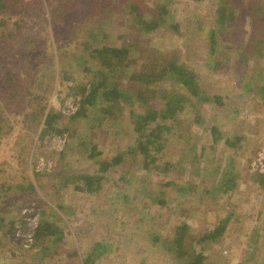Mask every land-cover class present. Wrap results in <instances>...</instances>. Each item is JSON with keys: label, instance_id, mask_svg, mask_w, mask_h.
<instances>
[{"label": "rangeland", "instance_id": "374dc122", "mask_svg": "<svg viewBox=\"0 0 264 264\" xmlns=\"http://www.w3.org/2000/svg\"><path fill=\"white\" fill-rule=\"evenodd\" d=\"M39 1L45 2L46 9L41 12L36 6L30 14L35 18L31 25L26 20L23 28L18 27L10 12L5 14L7 18L12 15L7 24L0 23V112L9 121L18 119L12 126L24 118L26 95L33 98L47 87L45 84L39 89L32 79L36 76L48 82L47 72H53V67L46 72L40 71L43 65L39 70L37 66L42 61L53 63L56 42L61 39L82 50L79 43L88 29L94 31L89 37L94 45H120L133 38L164 52H175L195 73L200 95L211 96V100L198 102L190 96L198 105L193 109L186 105L176 121L184 132L172 129L166 133L163 149L154 153V160L146 167L142 154L132 156L137 134L131 109L143 107H131L123 100L124 110L102 125L96 122L95 112L71 118L78 113L73 92L86 94L82 84L88 76L84 68H93L96 61L89 58L84 64L69 60L71 66L64 71L55 56L57 67L47 109L59 103L67 116L68 131L54 138L48 136L43 142H38L36 133L27 161L34 190L25 188L23 192L19 183L11 188L13 182L0 174V215L8 207L19 209L24 200L33 202L28 208L39 212L41 222L47 221L62 234L59 230L49 235L37 230L32 243L25 245L18 239L21 234L4 237L0 230V264H181L184 260L168 250L167 244L182 224L190 226L195 237L192 245L205 255L204 264H264V178L250 169V161L264 149V92L260 89L264 83V45L260 52H248L244 60L239 55L241 41L251 47V33L263 37V25L254 28L242 22L231 32L230 27L217 22V0H140L147 14L157 13L158 3L169 8L166 23L142 35L128 11V0H70L85 16L79 18L85 29L78 38L79 29L72 32L71 27L79 21L72 17L73 11L68 17L64 12L69 0ZM39 13L44 14L43 19L37 17ZM194 20L202 27L190 32ZM214 27L226 31L211 45L208 31ZM7 30L17 33L9 37L4 34ZM8 69L14 78L11 81L5 80ZM134 69L132 62L117 66L109 84L115 82L120 91L133 93L136 88L128 84ZM74 84H79L77 89L71 88ZM167 85L170 91H185L174 79ZM164 102L159 96L154 99L157 106ZM93 108L98 111L100 103ZM5 137L6 133L1 140ZM81 138L85 146L80 144ZM94 145L99 153L91 158ZM120 153L125 154L121 165L100 168L101 160ZM82 173L101 176L92 192L75 188L83 185L77 179ZM172 179L175 183L168 184ZM160 197L165 204L158 202ZM225 218L228 222L218 240L199 241Z\"/></svg>", "mask_w": 264, "mask_h": 264}, {"label": "trees", "instance_id": "16d2710c", "mask_svg": "<svg viewBox=\"0 0 264 264\" xmlns=\"http://www.w3.org/2000/svg\"><path fill=\"white\" fill-rule=\"evenodd\" d=\"M128 11L133 14L135 26L139 30L140 34H150L153 33L158 27L166 23L165 16L169 13V8L166 3H158L156 6L157 13L147 14L142 10V3L139 0H128ZM170 1V0H169ZM49 2V0L47 1ZM72 3L69 0L68 5H64V12L68 13L73 11V18L77 19L79 25L71 27L72 32L79 29L78 38L80 35H84V40L79 43V47H72V44H69V40H60L56 42V55L48 62L42 61L38 65V70L43 65L44 67L40 68L46 71L53 67L51 71L47 74L49 75L48 82L43 79H38L36 76L32 79V83L35 80V84L38 85V88L41 89L46 84L47 87L44 89L40 95H35L31 98L29 95H26L29 99L24 104V118L16 125L12 126L11 124L18 119L9 121L6 117H2L0 112V146L3 144L5 148H0V174H5L7 179H9L14 187L15 183H19V189L21 188L23 192L25 188H31L34 190L35 184L30 179L29 169H28V156L30 148L34 143V137L38 136V142H43L48 136V138H54L59 135L65 134L68 131L66 127V114H63L62 109L58 107V104L48 107L49 100V88L53 86L51 83L54 81V70L57 67L55 62V56L59 63L60 70H64L71 66L69 60L76 59L78 62L80 60L85 64L89 58H95L96 65L93 68H84L88 79L83 83L86 94L79 93L77 90L73 92V97L75 102L78 105V113L71 118H77L78 114H84L89 116L90 112H95L97 114L96 122L98 125L104 124L106 120L115 118L118 111L124 110L125 106L122 101L128 102L131 107L139 106L143 107L142 109H131V117L133 120V125L136 136V146L134 147V152L132 156H137L138 153L144 156V164L147 167L151 161L154 160V153H158L163 149L165 142L168 140L166 133L170 132L172 129L180 131L183 133V128L179 127L177 124V116L180 111L188 107L195 108L198 102H207L211 100V96L208 98L206 95H200V88L198 80L196 79L195 73L190 71L185 63H182L179 57L175 52L163 51L158 47L148 46L147 41L142 44L137 39L134 40H124L120 45H111V44H101L94 45L93 41L89 40V37L94 34L93 30L88 29L84 31L85 27L83 26V19H79L80 16L84 18L83 12L80 9L75 10L72 6ZM218 7V21L222 22V25H227L230 27V31L233 32L232 28L236 27L237 24L251 23L254 28H260L263 25L264 28V0H217ZM52 6V3L50 1ZM45 2L37 1L30 2L29 0H0V23L5 26L8 19L12 18L10 15L8 18L5 14L11 13L15 15L16 24L18 27L23 28L26 20L30 22L35 21V18L31 17V12L35 11L36 6H39L41 12H45L46 7H44ZM63 6V4H62ZM38 8V7H37ZM54 6V12L57 15V10ZM75 10V11H74ZM17 14H15V13ZM19 13V14H18ZM55 15V20H57ZM37 17L44 18L43 15ZM87 19V18H86ZM37 20V19H36ZM47 22L46 19H44ZM240 22V23H239ZM41 24V22H39ZM242 23V24H243ZM58 24V23H57ZM261 24V25H260ZM48 26V23H46ZM242 26V25H241ZM176 29H179L178 25H175ZM202 27L201 22L197 20L192 21L190 27V32L199 30ZM243 27H245L243 25ZM59 28V24H58ZM220 28V29H219ZM214 27L208 31L210 37L211 45H215L217 37L220 34H223L226 30L223 31L221 27ZM17 30V27H15ZM247 32L249 29H247ZM59 30V29H58ZM61 31V29H60ZM59 31V34H60ZM83 32L80 34V32ZM14 31L7 30L4 34H7L9 37H12ZM88 36L86 37V34ZM253 35V36H252ZM255 34L251 33L249 37L251 39V47L247 46L245 41H241L239 55L242 60L243 57L247 56L248 52L258 51L263 49L264 45V33L263 37L258 38L254 36ZM3 33H0V39L2 38ZM142 41L141 38L136 37ZM55 62V63H54ZM135 64V69L131 76L129 77V86L136 88L134 92L120 91L115 82H108L109 78L113 79L114 71L119 65H127L130 63ZM67 66V67H66ZM246 69L243 70V73ZM31 72L34 74V71L31 67ZM11 71L7 70V76L5 80L11 81ZM67 75H65L66 77ZM67 78H70L69 76ZM174 79L177 85L185 91H170L167 83ZM37 82V83H36ZM30 83V81H29ZM31 84V83H30ZM79 84H74L71 86L72 89L78 88ZM262 92H264V83L261 85ZM13 87L12 89H14ZM11 91V90H10ZM84 91V90H83ZM133 96H132V95ZM10 95L15 99L16 95L11 91ZM156 96H159L160 99L165 100L161 106H157L154 103ZM190 96L197 98V101L192 100ZM25 99V96L23 95ZM137 100L138 103L133 101ZM215 100H221L219 96H214ZM64 102V101H62ZM100 103L101 108L96 111L92 109V105ZM2 111V109H0ZM117 117V116H116ZM42 125V126H41ZM67 128V129H66ZM178 128V129H177ZM213 132H216V128H212ZM6 133L5 140H1L2 135ZM37 133V134H36ZM82 139V140H81ZM80 139V144L85 146V140ZM228 144L233 145L229 139H226ZM132 150V148H131ZM99 153L96 150V145L90 149V157L93 158L96 154ZM124 153L116 155L112 159H103L99 162L101 169H109L111 167L119 166L124 161ZM38 174V173H37ZM264 178V175H261ZM77 179L82 181V186L76 185L77 190H87L92 192L95 188V185H99L102 178L99 175L94 176L90 173H82L77 176ZM262 181V180H261ZM26 182V183H24ZM175 181L169 180L168 184H174ZM264 184V179L262 181ZM11 184L8 186L10 187ZM27 184V185H26ZM178 184H176L177 186ZM185 186V185H184ZM39 198V196H38ZM4 201V200H3ZM158 202L165 204L166 201L160 197ZM33 202L22 201L20 208L8 207L3 210L2 215H0V230L3 231V236L7 237L10 234L15 235L20 231L28 230L27 220L28 214L22 212L23 209H29L28 207L33 205ZM35 208L39 207V204L34 205ZM11 216H9V213ZM45 210H43V213ZM38 213L36 210L32 211V214ZM7 214V215H6ZM229 218V217H227ZM223 219L217 226L207 230L205 234L199 239H212L218 240L223 231L225 230V225L228 222V219ZM4 223H7V227H4ZM4 230H3V228ZM37 230H44L46 233L52 234L55 231L59 230L58 228L50 225L47 221H40L35 228ZM60 235L62 231L59 230ZM1 236V235H0ZM24 237V238H23ZM0 237V243H1ZM19 240H24V233L21 234ZM195 237L190 233V226L188 224L178 225L176 227V232L173 237L168 239L167 248L173 254L183 259L184 261L181 264H204L205 255L201 252H198L194 244ZM89 261V259H88ZM93 262V259L91 258ZM86 263V261H85ZM212 263V262H211ZM243 264V263H240Z\"/></svg>", "mask_w": 264, "mask_h": 264}, {"label": "built area", "instance_id": "2783aa9c", "mask_svg": "<svg viewBox=\"0 0 264 264\" xmlns=\"http://www.w3.org/2000/svg\"><path fill=\"white\" fill-rule=\"evenodd\" d=\"M250 169L253 172H257L261 175H264V149L257 153V155L250 161ZM24 214H28L27 220L29 221L28 223V227L29 229L27 231L24 232V236H25V245H28V243H32L33 239H34V232H35V228L37 227L40 218H39V214L38 213H34L32 214V211L30 209H24L23 210ZM18 234H22V231L18 232Z\"/></svg>", "mask_w": 264, "mask_h": 264}, {"label": "crops", "instance_id": "0c3cea01", "mask_svg": "<svg viewBox=\"0 0 264 264\" xmlns=\"http://www.w3.org/2000/svg\"><path fill=\"white\" fill-rule=\"evenodd\" d=\"M233 214V213H232Z\"/></svg>", "mask_w": 264, "mask_h": 264}]
</instances>
